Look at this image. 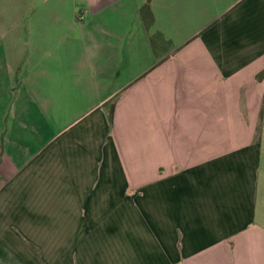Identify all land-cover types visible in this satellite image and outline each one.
Here are the masks:
<instances>
[{
    "label": "crops",
    "instance_id": "0c3cea01",
    "mask_svg": "<svg viewBox=\"0 0 264 264\" xmlns=\"http://www.w3.org/2000/svg\"><path fill=\"white\" fill-rule=\"evenodd\" d=\"M147 1L4 11L0 264H264V0Z\"/></svg>",
    "mask_w": 264,
    "mask_h": 264
},
{
    "label": "trees",
    "instance_id": "16d2710c",
    "mask_svg": "<svg viewBox=\"0 0 264 264\" xmlns=\"http://www.w3.org/2000/svg\"><path fill=\"white\" fill-rule=\"evenodd\" d=\"M139 13L145 29L149 31L154 22L153 14L149 5V0L140 8ZM150 43L153 48V51H155V54L157 49L156 46L158 44H161L162 46H167L169 44L167 41H165L163 35L159 32H155L150 36Z\"/></svg>",
    "mask_w": 264,
    "mask_h": 264
},
{
    "label": "rangeland",
    "instance_id": "374dc122",
    "mask_svg": "<svg viewBox=\"0 0 264 264\" xmlns=\"http://www.w3.org/2000/svg\"><path fill=\"white\" fill-rule=\"evenodd\" d=\"M58 1V0H56ZM19 3V0H0V19L4 17L3 15H8V19L14 20V18L11 16V12H4L9 10L10 6H14L15 4ZM25 5L28 3H31V0H24ZM236 127L235 125H233Z\"/></svg>",
    "mask_w": 264,
    "mask_h": 264
}]
</instances>
